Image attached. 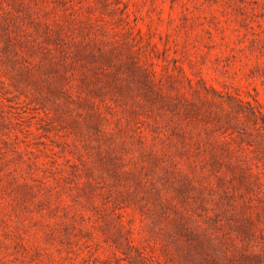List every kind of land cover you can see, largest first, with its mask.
Wrapping results in <instances>:
<instances>
[{"label":"rangeland","instance_id":"obj_1","mask_svg":"<svg viewBox=\"0 0 264 264\" xmlns=\"http://www.w3.org/2000/svg\"><path fill=\"white\" fill-rule=\"evenodd\" d=\"M0 264H264V0H0Z\"/></svg>","mask_w":264,"mask_h":264}]
</instances>
